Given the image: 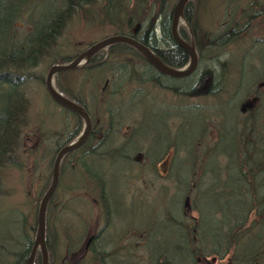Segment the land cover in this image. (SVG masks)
Segmentation results:
<instances>
[{
  "label": "trees",
  "instance_id": "1",
  "mask_svg": "<svg viewBox=\"0 0 264 264\" xmlns=\"http://www.w3.org/2000/svg\"><path fill=\"white\" fill-rule=\"evenodd\" d=\"M175 2L0 0V198L13 196L2 185L6 170L21 172L29 161L33 174L14 208L19 237L7 239L12 248L0 245L6 264H25L53 158L82 128L79 116L45 94L32 115L23 86L43 84L34 73L43 60L47 71L79 53H63L74 48L65 36L74 20L109 26L166 65L184 66L187 54L169 29ZM182 16L198 57L190 75H163L124 42L54 75L58 91L89 115L91 131L63 156L47 202L48 264L61 246L66 264L94 211L101 224L83 242L89 263L264 264V0H188ZM178 32L187 40L182 26ZM33 118L36 144L25 153ZM169 151L161 174L157 164ZM61 188L70 199L59 197Z\"/></svg>",
  "mask_w": 264,
  "mask_h": 264
},
{
  "label": "rangeland",
  "instance_id": "2",
  "mask_svg": "<svg viewBox=\"0 0 264 264\" xmlns=\"http://www.w3.org/2000/svg\"><path fill=\"white\" fill-rule=\"evenodd\" d=\"M88 27L83 26L81 22L78 20H74L68 25V31L65 34L66 39L68 38L69 41L73 43V50L70 49H65L63 53L69 55L73 53L75 50H78L79 53L81 50H84L86 47H88L90 44L93 42H96L104 37H107L109 35H114L113 29L110 28L109 26L106 25H98V26H92V25H87ZM183 27V29L186 32V37H187V42H192L191 38V30L184 19L183 16L179 19V27ZM251 36H256V30L251 31L250 33ZM65 39V40H66ZM64 41V40H63ZM106 48V47H105ZM104 49V48H102ZM197 56V53H196ZM74 58V57H73ZM72 58V59H73ZM197 58V63H198V57ZM70 61V60H69ZM188 61V60H187ZM86 62V61H85ZM84 62V63H85ZM196 63V66H197ZM83 65V63L81 64ZM79 65V66H81ZM186 65V64H185ZM184 65V66H185ZM46 67H47V60H43L40 65H38L35 68L34 73L38 75L45 76L46 73ZM78 67V66H77ZM183 67V66H182ZM76 68V67H75ZM72 70V69H71ZM55 75V74H54ZM53 75V82L55 84V79ZM56 87V85H55ZM25 95L30 99V109H31V114L36 116L37 111L42 109V105L44 102V94L47 95L44 85L40 83L37 79L30 80L29 82L26 83V85L23 86ZM57 88V87H56ZM161 93V91H160ZM48 96V95H47ZM45 113L47 114L46 108H45ZM55 114L56 111H55ZM48 115V114H47ZM46 121H49L46 118ZM56 124L58 125H53L55 126L54 130L59 128V125L61 124V121L58 120ZM36 125L35 119L31 120L29 127L26 129L25 135L23 136V152L26 153L27 149H34L35 147V137L32 136L30 133L33 132L32 130L34 129ZM171 152L169 151L166 156L157 164V169L161 174H165L168 163H169V158H170ZM63 158V157H62ZM62 160V159H61ZM29 161H26L27 166H24V170L21 172L16 171L14 169H8L4 172V176L2 177V185L3 187L9 188L13 192L12 197H1L0 198V245L5 246V248H12L14 247L13 243L11 241H8V238H13L17 239L19 236L17 234V231L15 229V223H13V218L15 217V206L20 201H24L26 197V187L28 184H30L31 176L33 175L31 170V164ZM61 162V161H60ZM46 169V168H44ZM34 183H35V178H34ZM58 185V184H57ZM37 186V183L35 184V187ZM57 188V186H56ZM55 188V190H56ZM54 190V192H55ZM53 192V193H54ZM58 194L59 197H64L63 199H70L69 192L64 193L63 189H58ZM80 206L78 208H83V201L78 203ZM22 210H26L25 207H21ZM46 212V211H45ZM85 219L87 220V225L86 229L87 233L86 235L81 236L79 238V248L77 251L73 252L72 255H69L68 258H66V264H93L89 263L87 259H84L83 261V242L84 240L94 233L95 231L98 230L100 224H101V219L98 217L97 213L94 211L92 215L85 216ZM83 224V219L81 220ZM80 221V223H81ZM54 227V226H53ZM76 227L78 228L79 225L76 224ZM83 227V226H82ZM55 229V228H54ZM82 235V234H81ZM6 240V241H5ZM58 257L54 264H60L62 260L60 261V257L62 253L64 252L63 247L61 246L60 249H58ZM36 253H39L38 250ZM48 255V254H47ZM7 259L4 258L2 251H0V264H6ZM207 261L210 262V260H201V264H207ZM212 264V263H210Z\"/></svg>",
  "mask_w": 264,
  "mask_h": 264
},
{
  "label": "water",
  "instance_id": "3",
  "mask_svg": "<svg viewBox=\"0 0 264 264\" xmlns=\"http://www.w3.org/2000/svg\"><path fill=\"white\" fill-rule=\"evenodd\" d=\"M188 0H176L173 8L170 21V34L173 41L180 46L187 54L188 61L185 66L180 68H173L163 63L157 55L147 46L141 44L134 38L128 35L114 34L104 37L96 42H93L80 53H78L73 59L61 64L51 65L43 79V85L48 97L60 107L69 110L80 117L82 122V128L78 135L63 145L55 154L52 166H51V178L50 183L39 200L36 209V230L34 234L33 243L29 255L26 258L25 264H32L35 252L38 250L40 256V264H48L47 249L45 246V211L49 198L52 196L57 183L59 165L62 157L71 150H74L81 146L89 136L91 131L90 117L83 109L81 105L75 101L69 99L58 91L53 82V75L66 70L74 69L75 67L84 63L93 53L97 50L107 47L115 42H124L139 51L143 57L149 62V64L159 73L170 77H183L190 75L196 68L197 56L192 42H187L178 33L179 19L182 16V10L184 4ZM90 238L87 240V242Z\"/></svg>",
  "mask_w": 264,
  "mask_h": 264
},
{
  "label": "flooded vegetation",
  "instance_id": "4",
  "mask_svg": "<svg viewBox=\"0 0 264 264\" xmlns=\"http://www.w3.org/2000/svg\"><path fill=\"white\" fill-rule=\"evenodd\" d=\"M178 29H179V24H178ZM178 33H179V32H178ZM179 35H180V34H179ZM182 38H183V37H182ZM183 39H184V38H183ZM184 40H185V39H184ZM195 51H196V50H195ZM93 237H94V234H91V235L87 238V240H88L89 238H90V240H91ZM90 240H89V241H90ZM89 241H88V242H89ZM88 242H87V241L85 242L84 247L87 246ZM35 253H36V252H35ZM47 254H48V252H47Z\"/></svg>",
  "mask_w": 264,
  "mask_h": 264
}]
</instances>
